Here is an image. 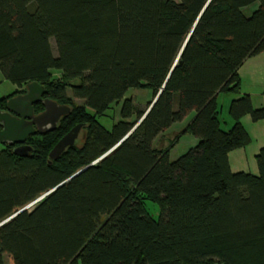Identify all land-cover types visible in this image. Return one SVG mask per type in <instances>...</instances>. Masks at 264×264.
Segmentation results:
<instances>
[{"label": "trees", "instance_id": "1", "mask_svg": "<svg viewBox=\"0 0 264 264\" xmlns=\"http://www.w3.org/2000/svg\"><path fill=\"white\" fill-rule=\"evenodd\" d=\"M262 52L264 0H0V71L16 86L0 110L31 82L70 108L53 131L27 138V156L2 145L0 224L86 168L0 226V264H264V146L257 175L229 164L251 141L241 119L264 120L238 73ZM162 86L140 125L97 161ZM132 88L151 91L145 110L125 98ZM221 93L233 96L227 130ZM120 102L121 120L106 130L97 117ZM192 112L174 142L155 146ZM78 124L84 140L50 160ZM185 133L196 145L170 161ZM146 201L158 206L156 218Z\"/></svg>", "mask_w": 264, "mask_h": 264}, {"label": "water", "instance_id": "2", "mask_svg": "<svg viewBox=\"0 0 264 264\" xmlns=\"http://www.w3.org/2000/svg\"><path fill=\"white\" fill-rule=\"evenodd\" d=\"M177 61L174 63L176 65ZM173 66V67H174ZM173 69V68H172ZM164 86L160 89L157 96L152 101L150 107L144 113L142 118L136 123V125L127 133V135L112 148L109 152L104 154L97 161L102 159L104 156L109 154L113 149H115L120 143H122L143 121L151 107L155 103L156 99L162 92ZM45 94L44 88L37 82L28 83L26 86V92L24 94H19L17 96L11 97L6 101V110H0V144L15 145L13 152L20 156H27L31 148L25 144L27 138L35 136L37 134H45L53 131L60 118L66 116L70 112V108L66 105H60L57 102L44 98ZM41 104L44 110L38 114L34 113L33 106L36 104ZM81 125L78 124L70 129L54 146V148L49 153L50 160H56L67 147L74 145L75 141L78 139ZM95 161L93 164H95ZM92 165V164H91ZM86 169V168H85ZM83 169V170H85ZM83 170L77 172L72 177L68 178L66 181L62 182L55 188L51 189L37 201L33 202L29 206L18 211L8 219L4 220L1 224L3 225L13 217H15L20 212L27 210L29 207L34 205L36 202L40 201L49 193L56 190L58 187L63 185L65 182L78 175ZM221 264V263H212Z\"/></svg>", "mask_w": 264, "mask_h": 264}, {"label": "rangeland", "instance_id": "3", "mask_svg": "<svg viewBox=\"0 0 264 264\" xmlns=\"http://www.w3.org/2000/svg\"><path fill=\"white\" fill-rule=\"evenodd\" d=\"M258 7V3H255L249 7L244 8L243 12L246 16H249L256 8ZM50 44L53 50L54 55L55 52V45L53 40H50ZM52 76L54 78H57L60 76V72L53 71ZM4 84L0 87V95H6L10 92H13V89H16V86L11 84L10 82L6 81L4 79ZM69 95L71 94L70 91H68ZM232 95H228L225 93H221L217 97V105H218V112H219V120L221 123V128L224 130H227L229 127H231V119L228 114V107L229 103L232 99ZM125 98H131L133 101V104L140 110H145L149 103L152 100V94L149 89L146 88H132L129 89L125 95ZM77 104H83V101L81 100H75ZM121 103L114 104L110 109L106 111V113L103 116L97 117V121L106 129L110 130L114 123H117L121 120L120 117V107ZM92 112V110L88 109ZM194 116V112L190 113L186 116L181 122H177L173 124L167 131H165L163 134H161L156 140H155V146L157 148H167L171 142H174L176 135L180 133L183 129L186 128L188 123L192 120ZM135 118H132L131 120H134ZM85 138V131H82L81 135L78 136V142H82ZM197 139L191 135L190 133H185L183 135H180V138L175 143L173 148L169 152V159L170 161L176 160L179 156L185 154L191 147L195 146L197 143ZM2 148V145L0 144V149ZM145 207L154 218L157 217L158 214V206L156 204H153L149 201L145 202Z\"/></svg>", "mask_w": 264, "mask_h": 264}, {"label": "crops", "instance_id": "4", "mask_svg": "<svg viewBox=\"0 0 264 264\" xmlns=\"http://www.w3.org/2000/svg\"><path fill=\"white\" fill-rule=\"evenodd\" d=\"M238 73L241 80V93L250 95L255 108L264 107V52L246 59ZM4 82L0 71V87ZM3 96L5 95H0V98ZM241 124L249 134L251 141L246 147L229 153L230 168L233 172H248L257 175L255 156L264 146V120L254 122L246 115L241 119ZM6 264H9L8 260Z\"/></svg>", "mask_w": 264, "mask_h": 264}]
</instances>
